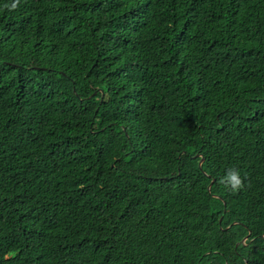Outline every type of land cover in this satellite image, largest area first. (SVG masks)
<instances>
[{
  "label": "trees",
  "instance_id": "1",
  "mask_svg": "<svg viewBox=\"0 0 264 264\" xmlns=\"http://www.w3.org/2000/svg\"><path fill=\"white\" fill-rule=\"evenodd\" d=\"M15 2L0 264H264V0Z\"/></svg>",
  "mask_w": 264,
  "mask_h": 264
},
{
  "label": "clouds",
  "instance_id": "2",
  "mask_svg": "<svg viewBox=\"0 0 264 264\" xmlns=\"http://www.w3.org/2000/svg\"><path fill=\"white\" fill-rule=\"evenodd\" d=\"M19 0H16L15 3L11 5L12 9L17 7ZM5 7H8L5 5ZM221 184H224L226 188L235 192L244 187V183L240 177V173L236 168L227 169L226 174L220 180Z\"/></svg>",
  "mask_w": 264,
  "mask_h": 264
},
{
  "label": "water",
  "instance_id": "3",
  "mask_svg": "<svg viewBox=\"0 0 264 264\" xmlns=\"http://www.w3.org/2000/svg\"><path fill=\"white\" fill-rule=\"evenodd\" d=\"M201 162H202V158L199 160V167H200V163H201ZM213 181H214V179H212V181L209 183V185H208V187H207L208 189H210V187H211ZM247 237H248V235L244 236L243 239H242V241L244 242V241L247 239Z\"/></svg>",
  "mask_w": 264,
  "mask_h": 264
},
{
  "label": "rangeland",
  "instance_id": "4",
  "mask_svg": "<svg viewBox=\"0 0 264 264\" xmlns=\"http://www.w3.org/2000/svg\"><path fill=\"white\" fill-rule=\"evenodd\" d=\"M32 238H33V241L35 242V241L39 238L38 233H34V234L32 235Z\"/></svg>",
  "mask_w": 264,
  "mask_h": 264
}]
</instances>
